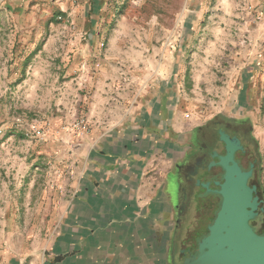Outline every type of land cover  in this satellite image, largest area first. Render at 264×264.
<instances>
[{
  "label": "rangeland",
  "instance_id": "374dc122",
  "mask_svg": "<svg viewBox=\"0 0 264 264\" xmlns=\"http://www.w3.org/2000/svg\"><path fill=\"white\" fill-rule=\"evenodd\" d=\"M99 1L0 5V252L10 232L45 237L38 207L67 198L69 166L109 127L132 125L137 148L153 131L159 188L195 132L242 123L264 191V0Z\"/></svg>",
  "mask_w": 264,
  "mask_h": 264
},
{
  "label": "crops",
  "instance_id": "0c3cea01",
  "mask_svg": "<svg viewBox=\"0 0 264 264\" xmlns=\"http://www.w3.org/2000/svg\"><path fill=\"white\" fill-rule=\"evenodd\" d=\"M22 1H42L76 15L86 16L98 3L101 10L99 0H0V5ZM108 130L69 166L62 180L67 198L38 207L51 213L45 237L35 246L23 232H10L2 239L0 264H188V256L173 249L170 173L162 172L158 188L147 133L153 131L143 133L147 143L137 148L129 135L132 125Z\"/></svg>",
  "mask_w": 264,
  "mask_h": 264
},
{
  "label": "flooded vegetation",
  "instance_id": "af4514ba",
  "mask_svg": "<svg viewBox=\"0 0 264 264\" xmlns=\"http://www.w3.org/2000/svg\"><path fill=\"white\" fill-rule=\"evenodd\" d=\"M220 131L229 137H236L241 149L234 152V159L242 169H252L247 184L255 187L258 204L249 224L251 226L254 223L257 226L258 231L253 229L257 234L264 233L261 212L264 191L255 179V161L250 156L253 152V141L242 123L217 118L212 124L203 126L193 134V140L187 141L182 154L177 156L169 170L168 184L174 210L173 244L178 245L176 253L183 258L197 250L198 242L208 234V226L220 208L221 196L214 189L219 188L224 174L218 162L219 156L225 154L227 145L221 139Z\"/></svg>",
  "mask_w": 264,
  "mask_h": 264
},
{
  "label": "water",
  "instance_id": "95a60500",
  "mask_svg": "<svg viewBox=\"0 0 264 264\" xmlns=\"http://www.w3.org/2000/svg\"><path fill=\"white\" fill-rule=\"evenodd\" d=\"M220 137L227 143L218 162L224 174L214 189L221 196L220 208L208 234L186 260L188 264H264V233L257 234L249 224L258 204L255 187L247 184L252 169H242L234 159V152L241 149L236 137L222 131Z\"/></svg>",
  "mask_w": 264,
  "mask_h": 264
}]
</instances>
